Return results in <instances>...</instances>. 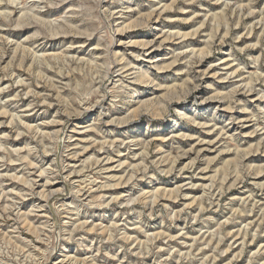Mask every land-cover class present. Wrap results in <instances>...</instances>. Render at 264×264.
<instances>
[{
  "label": "rangeland",
  "instance_id": "rangeland-1",
  "mask_svg": "<svg viewBox=\"0 0 264 264\" xmlns=\"http://www.w3.org/2000/svg\"><path fill=\"white\" fill-rule=\"evenodd\" d=\"M172 2L0 0V264H264V0Z\"/></svg>",
  "mask_w": 264,
  "mask_h": 264
},
{
  "label": "bare ground",
  "instance_id": "bare-ground-1",
  "mask_svg": "<svg viewBox=\"0 0 264 264\" xmlns=\"http://www.w3.org/2000/svg\"><path fill=\"white\" fill-rule=\"evenodd\" d=\"M177 2V0H174V2H172L171 4H166V5H164V11L165 12H168V11H172L171 10V8L173 7V5H174V3H176ZM163 10V9H162ZM162 11L161 12H154V10H153V12H150V13H148L147 15H143L144 13H142V16L141 17H143L144 16V18L146 19V20H148V19H150V18H152V16L153 15H155L156 17H157V19L158 18H160V17H162L161 15H162ZM216 15V14H215ZM6 16V15H5ZM33 18V17H32ZM145 19H143V20H145ZM145 20V21H146ZM146 25V23L145 22H143L142 21V19H141V21H140V19H138V18H134V19H132V20H130V21H128L127 23H125L123 26H121V27H118V29H117V31L119 32V33H123V31H128V30H134V29H137L138 27H144ZM201 27V26H200ZM200 27H198L197 28V30L196 31H194V33H195V35H196V33L198 32V30H199V28ZM219 27V26H218ZM202 28V27H201ZM217 29V28H216ZM217 30H219V28L217 29ZM229 31H227L226 33H228ZM194 33H191V32H184V33H180V32H178L177 34H178V37L177 38H183L184 39V41L185 40H188V39H190L189 37H190V35L191 34H194ZM212 34V33H211ZM216 34V33H215ZM62 35V34H61ZM166 37H164V39H162L161 41H160V45H157V46H162L164 43H170V42H174V40H173V38L176 36V34H174V35H172V34H169V35H165ZM192 36V35H191ZM211 37L213 38V37H215L214 35L212 36L211 35ZM218 37V36H217ZM223 37V36H222ZM176 37H175V39H177ZM211 41H212V39H211ZM130 42H132V44L131 45H133V46H135V47H141L142 48V50L143 51H145V52H149L150 51V49L154 46L155 48H157L155 45L156 44H154V45H151V43H153V42H151V41H147V40H141V39H135V40H133V41H131L130 40ZM214 42V41H213ZM171 43V44H172ZM208 48L210 47V49H211V46L210 45H208L207 46ZM207 47H203L202 49H197V51H199L200 53H206V51H208V50H206V48ZM17 48V47H16ZM154 49V48H153ZM152 49V50H153ZM209 49V51H211ZM193 51L194 50H196V48H193L192 49ZM18 51V50H17ZM156 51V50H155ZM153 52H151V54H152ZM182 53V52H181ZM26 54V53H25ZM150 54V55H151ZM118 55V53H116V56ZM158 55H160V54H158ZM158 55H156V56H158ZM2 57V56H1ZM4 57V56H3ZM120 62L122 61L123 62V60L125 59V57L124 56H120ZM152 58V57H151ZM24 60L25 59H23L22 57H21V62H20V66H23V62H24ZM155 61L156 60H154V63H155ZM226 61V62H225ZM174 62H176V61H174ZM174 62H172V63H170V64H165V63H162V64H156V66L158 67V69L159 70H164V69H169V68H171L172 66H173V64H174ZM221 62V61H220ZM223 62H225L226 64L229 62V59L227 58L226 60H223ZM223 62H221V63H223ZM229 64V63H228ZM232 64V63H231ZM230 64V65H231ZM175 65V64H174ZM124 68L126 67L125 65L123 66ZM235 66H229V68L230 69H232V68H234ZM20 68V67H19ZM238 68V67H237ZM237 68H235V70L232 72V73H235L236 71H238L239 70V68H238V70H237ZM125 70V69H124ZM126 71H128V70H125V72ZM258 72V71H257ZM100 75V74H99ZM260 77H261V74L259 75L258 73H257V79L256 78H254L253 77V74H252V76H251V78H250V80H249V82L246 84V85H251L250 87H249V91H254L255 90V87L252 85L253 83V81L254 80H258V78L260 79ZM154 78H156V77H153V79H152V77L150 76V74H148V70H143V69H141L140 71H139V73L137 74V80H139L141 83H149L150 81H151V83H154ZM247 81V80H246ZM21 83H23V82H21ZM48 83V82H47ZM26 85V84H25ZM160 85V84H159ZM184 85V84H183ZM161 86V85H160ZM166 91H165V93H162L163 94V96L164 97H166L167 96V94L168 93H170L171 91H176V88H170V86L169 87H167V88H164ZM238 89V88H237ZM179 90V89H178ZM236 92V91H235ZM31 93V92H30ZM234 93V92H233ZM217 94V93H216ZM180 95V94H179ZM173 96V95H172ZM217 96V95H216ZM226 96V95H225ZM228 97V96H227ZM182 98V97H181ZM224 98V97H223ZM226 98V97H225ZM224 98V99H225ZM178 99H180L179 97H178ZM177 98H176V100H178ZM229 99V98H228ZM172 100V99H171ZM158 101V100H157ZM157 101H154V100H151L150 102H146L145 104L143 103L142 105L140 104V105H137L136 107H134L133 108V110H132V112H133V116H139L140 114H141V112H142V108L143 107H146V109L145 110H150V112H152V114H154V115H157V114H160L159 113V108L156 106V103H158ZM142 102V101H141ZM160 102V101H159ZM171 102V101H170ZM232 102V101H231ZM231 102L229 103V105H227V108L229 109H232V107H231ZM163 103V102H162ZM137 104H139V103H137ZM159 104V103H158ZM144 109V108H143ZM182 110L183 109H181L180 110V114H182ZM161 112V111H160ZM3 113H5V112H3ZM144 113V112H143ZM0 115H1V113H0ZM159 116V115H158ZM155 117V116H154ZM1 123V122H0ZM24 124V123H23ZM119 124V123H118ZM83 127V126H82ZM111 132V131H110ZM178 135H180V134H178ZM5 137V136H4ZM162 138V137H161ZM163 139H161V141H162ZM116 142V141H115ZM162 142H164V140L162 141ZM113 145V144H112ZM86 148V147H85ZM6 150V149H5ZM102 150V149H101ZM29 158V157H28ZM98 161H100V160H98ZM260 169V168H259ZM256 170H258V168L256 169ZM258 171H260V170H258ZM257 173V172H256ZM259 173V172H258ZM43 174V171H41V175ZM14 179H17V180H19L20 182H23L24 184H26V185H28V187H32L33 188V186H34V184H33V181L31 182V181H29V179H27V178H18L17 176H14L13 177ZM226 178V177H225ZM233 184V183H232ZM167 191H165V190H163V191H161V192H159V190H158V192H157V194L155 195L156 197H155V202L157 201V200H159L158 198H161L162 197V199H164V198H166V197H171L172 196V194H173V191H171V193H166ZM52 194V196H50V197H55V195L56 194H59V191H55V192H51ZM48 195H50V194H47L46 196H48ZM44 196H45V193H44V195H43V198H44ZM45 196V197H46ZM178 197V196H177ZM47 198V202L49 201V196L48 197H46ZM143 198H145V197H143ZM195 200V199H194ZM194 200H192V201H194ZM147 202V201H146ZM194 203V202H193ZM192 204V203H191ZM190 204V205H191ZM189 205V204H188ZM189 205V206H190ZM192 206V205H191ZM206 208V207H205ZM181 212V211H180ZM26 218V217H25ZM24 222H25V224H27L28 226H30V222L27 220V219H25L24 220ZM31 227V226H30ZM35 228V227H34ZM91 228H93V227H91ZM94 229V228H93ZM241 233V232H240ZM36 234V233H35ZM229 235H230V233H229ZM244 236V238L247 236V233H244L243 234ZM238 236H239V233H238ZM238 236H236V237H238ZM155 239V238H154ZM153 240V239H152ZM246 243V242H245ZM217 247V246H216ZM264 248V247H263ZM228 251V250H227ZM242 252V251H241ZM236 256V255H235ZM242 256V255H241Z\"/></svg>",
  "mask_w": 264,
  "mask_h": 264
}]
</instances>
